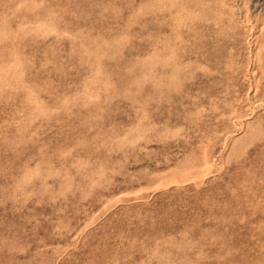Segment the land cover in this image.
<instances>
[{
	"label": "rangeland",
	"instance_id": "rangeland-1",
	"mask_svg": "<svg viewBox=\"0 0 264 264\" xmlns=\"http://www.w3.org/2000/svg\"><path fill=\"white\" fill-rule=\"evenodd\" d=\"M0 264H264V0H0Z\"/></svg>",
	"mask_w": 264,
	"mask_h": 264
}]
</instances>
